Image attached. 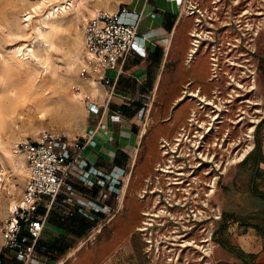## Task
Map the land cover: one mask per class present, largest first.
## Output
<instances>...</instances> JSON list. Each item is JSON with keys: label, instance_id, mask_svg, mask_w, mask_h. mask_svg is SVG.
Wrapping results in <instances>:
<instances>
[{"label": "crops", "instance_id": "obj_1", "mask_svg": "<svg viewBox=\"0 0 264 264\" xmlns=\"http://www.w3.org/2000/svg\"><path fill=\"white\" fill-rule=\"evenodd\" d=\"M129 9L141 14L138 32L144 36L145 55L130 53L117 78L109 109L120 113L121 119L103 120L112 140L98 132L95 145L83 155L88 165L99 172L131 169L128 186L121 190L90 189L73 178L67 180L48 214L36 247L39 264H153L148 261L141 238L142 214L147 204L139 200V190L160 161V140L172 138L176 128L185 122V116L178 122L174 120L177 108L187 102L176 105L182 100L184 89L209 94L211 63L205 43L191 62H186L194 22L176 1L139 0ZM86 84L85 95L100 105L106 89L96 84V90L92 91L95 87ZM86 118L88 124L79 136L93 129L98 121L95 116L86 114ZM256 146L241 164L228 169L216 192L215 200L224 220L215 231L218 235L213 254L215 264H264V130L261 140L256 139ZM141 163L148 172L139 174L140 183L129 190L130 183L137 179L135 169ZM66 185L75 191L71 203L66 201ZM104 192L108 195L106 199L102 198ZM81 200L105 209L95 212L87 207L80 213ZM101 233L104 237L97 258L76 255L77 241ZM1 260L3 264H21L6 250L2 251Z\"/></svg>", "mask_w": 264, "mask_h": 264}, {"label": "built area", "instance_id": "obj_2", "mask_svg": "<svg viewBox=\"0 0 264 264\" xmlns=\"http://www.w3.org/2000/svg\"><path fill=\"white\" fill-rule=\"evenodd\" d=\"M174 1L186 9L184 11L187 16H194L195 28L190 33L191 49L186 60L189 63L202 43L209 45L207 39L210 32L203 24L205 15L197 6L185 3V0ZM140 21L141 14L128 7H121L115 12L99 11L86 21L83 28L84 58L81 75L87 78L86 81L103 86L106 92L100 105L88 96L83 101L86 114L97 117L98 121L93 129L78 138L44 132L34 140L16 144V152L25 159L28 175L20 200L9 205L0 228V264H3V250L21 264L40 263L36 247L42 238L48 214L70 178L90 189L98 187L121 190L123 186H128L131 169L118 168L108 173L99 172L88 165L83 155L95 145L94 138L98 132L108 135L109 140H112L111 132L103 123L104 118L109 122H119L121 119V114L110 112L109 106L117 78L122 73L129 54L134 52L139 56L145 55L144 36L138 32ZM210 62L211 68L217 67L215 58ZM110 74H114V77ZM234 86L242 89L240 84ZM252 90L254 86L251 85L247 93ZM238 97L240 95L235 94L223 99L215 91L200 95L198 89H184L182 100L176 105L188 101L194 103L197 109L190 107L185 122L179 126L175 136L159 142L160 161L154 171L161 178L164 177L165 182L157 188H149L145 184L146 189L139 193L138 198L144 203L149 198L157 199L150 206L154 211L145 210L142 214L144 221L141 233L156 229L153 228V221L171 218L172 213L175 232H178V219L187 224L192 223L189 225L192 228L200 224L213 226L222 220L223 212L215 200L216 192L227 170L241 164L255 149L256 128L261 121L250 120L249 123L253 125L248 127L245 137H242L240 129L244 125V112L235 114L234 120L227 118L230 113L228 108L232 107L233 101ZM244 101L246 100H239L240 103ZM251 105L258 106V103ZM253 113L258 114L259 111L254 110ZM226 121L231 130L225 128ZM6 177L0 164V192L4 190ZM157 179L159 178L156 177ZM65 191L66 201L73 202V188L66 185ZM107 197L105 192L102 193L103 199ZM87 207L95 212L105 209L91 201L81 200L78 212L81 213ZM185 216L186 220L183 218ZM213 235L214 233H209L200 243L208 246ZM182 236L186 235L177 237L180 239ZM174 241L177 242L175 239ZM194 248L199 247L195 245ZM202 259L204 256L200 260Z\"/></svg>", "mask_w": 264, "mask_h": 264}, {"label": "rangeland", "instance_id": "obj_3", "mask_svg": "<svg viewBox=\"0 0 264 264\" xmlns=\"http://www.w3.org/2000/svg\"><path fill=\"white\" fill-rule=\"evenodd\" d=\"M138 1L79 0L67 12L59 9L49 13L52 4L61 1L0 0L2 141L16 145L34 140L41 133H51L50 129L68 131L71 133L70 138L81 137L80 133L88 124L85 105L84 101L81 105H75L72 99L78 93L85 98L88 88L87 78L81 75L84 54L79 49L82 47L84 25L93 17L90 10L115 12L121 7H133ZM187 2L203 12V24L209 28V45L204 44L205 53L209 57V65L212 58L217 61V67L211 68L210 93L215 91L223 99H228V95H240L233 101L232 107L228 108L230 113L227 118L234 120L235 114L244 112V125L240 129L242 137H245L248 127L253 125L249 123L250 120H261L256 128V139L260 141L264 130V0H185ZM184 14L187 16L185 11ZM188 17L194 22V16ZM89 84L93 87L92 83ZM234 84H240L242 89H237ZM251 85L254 90L247 93ZM9 88L15 91L30 90V103L23 108L9 107L6 99V90ZM239 100L246 101L240 103ZM252 103H258V106ZM37 106H43L42 110L45 111ZM190 107L197 109L194 103H182L177 108L174 120L178 122L184 116L186 118ZM254 110L259 113H253ZM225 123V128L231 130L229 122ZM23 161L27 168L24 158ZM154 168L144 179L148 182L143 181L139 193L146 189L145 184L149 188H157L165 182V178L155 173ZM147 172L144 163L138 164L134 172V179H137L130 183L129 190L140 183L138 175ZM156 177L159 179L156 180ZM26 178L22 173L16 176V185L22 188L21 191L17 188L12 193H0V228L9 205L20 200ZM10 199L13 201L10 202ZM156 200H147L146 211H154L150 206ZM169 218L155 219L153 228L156 229L141 233L148 261L153 264H215L213 254L218 238L215 231L224 220V213L222 220L213 226L200 224L192 228L189 227L192 223L187 224L178 219V232L174 230V213ZM183 218L186 220V216ZM209 233L214 235L208 246L201 244L200 240L206 239ZM184 234L186 236L180 239L177 237ZM90 235L77 241L75 248L79 249L76 255L97 258L104 233L94 237ZM195 245L199 248H194ZM203 256L204 259L200 260Z\"/></svg>", "mask_w": 264, "mask_h": 264}, {"label": "bare ground", "instance_id": "obj_4", "mask_svg": "<svg viewBox=\"0 0 264 264\" xmlns=\"http://www.w3.org/2000/svg\"><path fill=\"white\" fill-rule=\"evenodd\" d=\"M57 1H61V2L60 3L57 2L56 4H52V7L50 8L49 13H53L54 10H55L54 12H57L59 9L62 12H67L70 9L74 8L79 0H57ZM96 13H97L96 11L90 10L91 15L94 16ZM79 52L81 54L83 53V40H82V47L79 49ZM92 84L95 87L94 89H92V91H94V90H96L97 85L94 83H92ZM6 95H7L6 99L8 101V106L11 108H17V107L23 108L24 106H26L31 101L30 100L31 99L30 98L31 97L30 90L15 91L12 88H9L6 90ZM83 100H84V97L82 94L78 93V94L73 95L72 101L75 105H77V104L81 105ZM37 107L41 110L43 109L42 108L43 106L42 107L37 106ZM66 110H69V109L66 108ZM42 111H45V110H42ZM71 114L73 115V113H71ZM74 116L75 115H73V117ZM2 120H3V112L0 109V123ZM50 132L53 134H63L67 137H69L71 135V133L68 131H61V130H55V129H50ZM15 147H16V145H12L10 143L4 142L0 138V164L2 165L4 171L6 172V175H7V173L9 174V177H6V184H5L3 191L9 192V193L14 192L17 188L19 191L22 190L21 187H18L16 185V176H19L21 173L24 174V177H26L28 175V170H27V168L24 167L25 165L23 163L24 162L23 156L18 155ZM3 191H1L0 193H2ZM12 201H13V199H10V202H12Z\"/></svg>", "mask_w": 264, "mask_h": 264}, {"label": "flooded vegetation", "instance_id": "obj_5", "mask_svg": "<svg viewBox=\"0 0 264 264\" xmlns=\"http://www.w3.org/2000/svg\"><path fill=\"white\" fill-rule=\"evenodd\" d=\"M179 129V127H177L176 128V130L174 131V136H175V134L177 133V130Z\"/></svg>", "mask_w": 264, "mask_h": 264}, {"label": "trees", "instance_id": "obj_6", "mask_svg": "<svg viewBox=\"0 0 264 264\" xmlns=\"http://www.w3.org/2000/svg\"><path fill=\"white\" fill-rule=\"evenodd\" d=\"M258 145H259V143L257 142V146H258ZM257 146H256V147H257Z\"/></svg>", "mask_w": 264, "mask_h": 264}]
</instances>
